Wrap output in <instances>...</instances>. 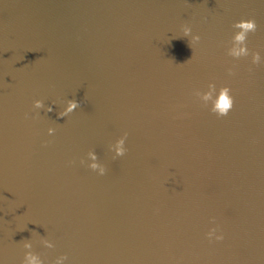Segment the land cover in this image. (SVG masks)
Returning <instances> with one entry per match:
<instances>
[{
  "label": "water",
  "instance_id": "95a60500",
  "mask_svg": "<svg viewBox=\"0 0 264 264\" xmlns=\"http://www.w3.org/2000/svg\"><path fill=\"white\" fill-rule=\"evenodd\" d=\"M24 240L43 264H264V0H0V264Z\"/></svg>",
  "mask_w": 264,
  "mask_h": 264
},
{
  "label": "clouds",
  "instance_id": "9594fccd",
  "mask_svg": "<svg viewBox=\"0 0 264 264\" xmlns=\"http://www.w3.org/2000/svg\"><path fill=\"white\" fill-rule=\"evenodd\" d=\"M232 28L235 30L234 34L231 39V47L228 49L227 54L235 59H239L241 57H247L250 52L247 46L248 36L249 34H255L258 25L254 18L252 19H241L240 21L235 22L232 25ZM182 31L184 34V37H191L189 40V46L192 48L196 43H198L201 39L199 35H193L192 29L187 24L182 26ZM252 64L254 65H260L261 64V56L259 52H252ZM229 74H233L232 70L229 69ZM231 89L227 86L221 87L217 94V89L215 84H209L208 85V91L201 93L197 91L195 93L196 96H198L203 102L204 105L207 106L208 102H211V112L216 114V116L219 117H225L228 115L230 110H232L234 106V98L230 95ZM78 107H80V103L77 100H68L66 107L63 111L59 113L60 117H66L69 114H71L74 110H76ZM44 103L41 100H35L33 103V109H43ZM52 108L49 106L46 111H51ZM39 113H37V116ZM25 118H28V114H25ZM55 133L54 128H48V134L53 135ZM128 133L125 132L122 137H120L115 144L110 145V150L114 151L116 157H122L126 154L127 149L125 148V141L127 139ZM50 142H45V146ZM88 159L91 161L90 164L87 165L88 168H90L92 171L96 172L98 175L103 176L106 174V168L104 165L98 163V157L95 153V151H89L87 153ZM71 163V162H70ZM85 161L81 160V164H84ZM214 221V218H213ZM218 231L217 228H212L206 233L207 239L211 242L213 239L216 241L223 240V235H216ZM46 246L49 248H53L54 245L50 241H46ZM23 248L28 250L24 254V258L21 261V264H43V260L39 258L37 254H35L32 249V242L31 240H24L23 241ZM67 259L66 256H60L58 257L54 264H64V261Z\"/></svg>",
  "mask_w": 264,
  "mask_h": 264
}]
</instances>
